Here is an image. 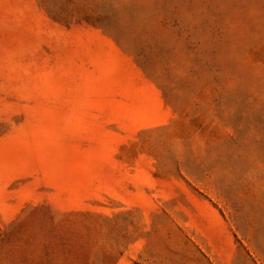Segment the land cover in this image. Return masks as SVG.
<instances>
[{"label":"rangeland","instance_id":"rangeland-1","mask_svg":"<svg viewBox=\"0 0 264 264\" xmlns=\"http://www.w3.org/2000/svg\"><path fill=\"white\" fill-rule=\"evenodd\" d=\"M0 264H264V0H0Z\"/></svg>","mask_w":264,"mask_h":264}]
</instances>
